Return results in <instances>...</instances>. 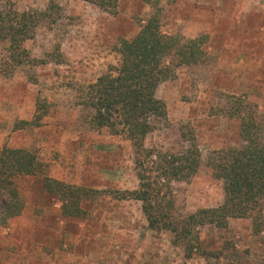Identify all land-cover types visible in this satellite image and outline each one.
Wrapping results in <instances>:
<instances>
[{"label": "rangeland", "instance_id": "obj_1", "mask_svg": "<svg viewBox=\"0 0 264 264\" xmlns=\"http://www.w3.org/2000/svg\"><path fill=\"white\" fill-rule=\"evenodd\" d=\"M51 1L56 22L24 42L35 62L13 63L0 42V149H29L39 177L89 193L82 213L65 217L37 178L20 180L26 205L0 226V264H264V209L259 231L250 217L200 227L204 252L188 258L173 233L148 228L140 201L115 194L138 187L133 148L122 132L95 126L80 89L119 64L120 39L133 38L154 7L119 0L110 13L84 0H3L18 11L44 10ZM157 9L162 33L202 40L203 58L158 85L167 115L144 141L176 152L187 145L181 133L193 134L201 165L188 181L172 183L176 213L185 215L223 201L207 161L240 142L234 103L264 115V0H158Z\"/></svg>", "mask_w": 264, "mask_h": 264}, {"label": "trees", "instance_id": "obj_2", "mask_svg": "<svg viewBox=\"0 0 264 264\" xmlns=\"http://www.w3.org/2000/svg\"><path fill=\"white\" fill-rule=\"evenodd\" d=\"M114 13L119 0H84ZM152 7L146 22L131 39H120L119 64L109 66L97 79L80 89L84 104L94 110L96 127L122 132L132 145L138 187L115 192L121 199L141 202L148 228L169 230L175 242L183 243L186 257L203 253L199 228L212 225L227 228L230 218L252 219L254 230L263 226L264 209V115L236 101L230 113L239 118L237 146L213 150L207 164L222 181L223 201L216 207L200 208L185 215L176 213L172 183L188 181L201 165V152L193 134L181 136L187 145L179 151H163L144 144L155 122L166 118V107L155 95L158 85L174 76L177 67L196 64L203 58L199 37L184 39L160 31L158 0H142ZM58 5L51 1L44 10L18 11L0 0V42L7 43L8 56L15 64L32 63L24 42L34 38L37 27L56 22ZM56 52V51H55ZM52 58L55 55L49 54ZM108 109L110 115L104 110ZM37 155L25 148L0 149V226L20 216L25 209L20 180L35 177L41 189L60 203L65 217L82 213L81 200L89 189L46 175L39 177Z\"/></svg>", "mask_w": 264, "mask_h": 264}, {"label": "water", "instance_id": "obj_3", "mask_svg": "<svg viewBox=\"0 0 264 264\" xmlns=\"http://www.w3.org/2000/svg\"><path fill=\"white\" fill-rule=\"evenodd\" d=\"M104 113H105L106 115H110V111H109L108 109H105V110H104Z\"/></svg>", "mask_w": 264, "mask_h": 264}]
</instances>
